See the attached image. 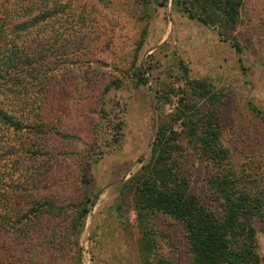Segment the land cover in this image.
I'll return each mask as SVG.
<instances>
[{
	"label": "rangeland",
	"instance_id": "rangeland-1",
	"mask_svg": "<svg viewBox=\"0 0 264 264\" xmlns=\"http://www.w3.org/2000/svg\"><path fill=\"white\" fill-rule=\"evenodd\" d=\"M74 6L87 18L80 44L88 46L81 49L88 58L51 80L50 132L3 135L16 154L2 157L0 170L10 172L14 157L18 168L3 176L0 189L16 193L22 210L30 194L46 193L65 206L86 196L88 212L77 233L65 229L71 207L34 220L28 228L35 235L20 248L30 249L36 264H140L145 227L153 237L148 259L190 264L178 222L164 214L139 222L125 181L148 155L158 116L190 98L195 90L188 83L196 81L217 94L226 163L248 188L264 193V0H242L234 23L208 25L188 18L173 0H75ZM31 143L49 150L48 158L22 152ZM185 146L189 190L220 216L206 182L211 166ZM259 225L254 221L255 252L264 264Z\"/></svg>",
	"mask_w": 264,
	"mask_h": 264
},
{
	"label": "trees",
	"instance_id": "trees-1",
	"mask_svg": "<svg viewBox=\"0 0 264 264\" xmlns=\"http://www.w3.org/2000/svg\"><path fill=\"white\" fill-rule=\"evenodd\" d=\"M173 1L188 18L207 25L234 23L242 2ZM74 4L75 0H0V161L16 154L13 145H5L3 135L8 131L28 128L43 136L52 130L49 84L63 68L88 58L87 51H81L88 46L80 44L87 18ZM233 47L239 52L238 45ZM188 84L195 91L190 98L180 97L171 111L158 116L148 155L138 159V169L125 181L132 191L136 216L139 222H147L154 214L176 220L190 264H260L255 252L254 221L260 222L264 234V193L261 188H248L247 180L226 163L229 155L220 142L213 106L218 99L216 92L204 82ZM193 97L203 100L199 104ZM159 103L155 102L157 110ZM185 145L211 166L206 182L221 208L220 216L189 190L184 171L188 156ZM22 152L30 157L48 158L49 154V150H40L32 143ZM12 165L15 167L10 172L0 170V182L18 168L15 157ZM49 196L43 192L30 194L22 210L16 193L0 189V264H36L31 261L30 249L20 246L32 239L28 226L44 215L55 217L71 207L65 229L77 233L88 212V197L81 196L65 206ZM56 235H51L55 243ZM151 240L144 227L139 241L140 264H161L159 259L153 262L145 256Z\"/></svg>",
	"mask_w": 264,
	"mask_h": 264
}]
</instances>
